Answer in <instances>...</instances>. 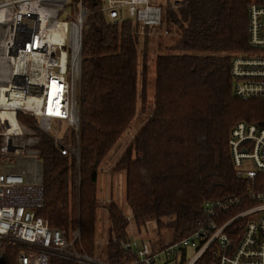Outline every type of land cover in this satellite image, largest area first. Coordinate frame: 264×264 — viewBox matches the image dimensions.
Returning <instances> with one entry per match:
<instances>
[{
    "label": "trees",
    "instance_id": "trees-1",
    "mask_svg": "<svg viewBox=\"0 0 264 264\" xmlns=\"http://www.w3.org/2000/svg\"><path fill=\"white\" fill-rule=\"evenodd\" d=\"M249 2L161 0L157 29L169 34L153 46L149 26L140 27L131 18L108 21L100 12L101 0H84L88 13L81 40L78 131L66 129L55 144L35 117L17 113L37 138L32 147L43 187L38 215L67 236L78 229L82 249L94 255L99 167L138 112L146 117L112 171L124 175V200L136 229L154 221L159 232L167 231L166 238L152 244L154 250L194 230L204 219L206 200L243 193L245 182L231 164L228 133L238 121L264 124V99L235 95L230 73L231 57L249 49ZM78 139V157L60 152V140L78 147ZM107 208L104 261L130 264L133 254L121 243L129 238V222L116 202ZM18 250L7 246L2 264H13ZM51 264L79 263L52 257Z\"/></svg>",
    "mask_w": 264,
    "mask_h": 264
},
{
    "label": "built area",
    "instance_id": "built-area-1",
    "mask_svg": "<svg viewBox=\"0 0 264 264\" xmlns=\"http://www.w3.org/2000/svg\"><path fill=\"white\" fill-rule=\"evenodd\" d=\"M100 12L108 21L131 18L153 27L161 24L163 7L150 0H101ZM87 13L84 0H0V264L7 246L19 248L13 264H51L52 257L108 264L82 249L78 229L67 236L37 214L43 205L41 163L32 147L37 138L17 118L18 112L35 117L55 144L54 122L78 131ZM247 32L249 49L230 59L233 93L264 99V0H250ZM227 145L243 193L206 200L197 227L160 249L147 239L121 242L133 254L130 264H264V124L236 122ZM59 150L78 157L77 146ZM22 159L35 163L32 177ZM110 202H97L107 217ZM124 216L130 224L132 212ZM108 243L109 228L100 239L101 246Z\"/></svg>",
    "mask_w": 264,
    "mask_h": 264
},
{
    "label": "rangeland",
    "instance_id": "rangeland-1",
    "mask_svg": "<svg viewBox=\"0 0 264 264\" xmlns=\"http://www.w3.org/2000/svg\"><path fill=\"white\" fill-rule=\"evenodd\" d=\"M153 3H160L161 0H150ZM151 28V27H150ZM158 26H153L151 35H149V42L151 45L156 46L157 40L162 41V36L160 35V29H157ZM142 41V40H141ZM141 47V42H140ZM148 108L151 109L153 107V94H154V68L153 65H150V68L148 69ZM146 117V112L141 113L138 112L133 122L130 124L129 129L126 130V132L121 136L118 143L113 147V149L110 151V153L106 156L104 161L100 164V170H99V176H98V185L101 183V179L103 178L105 182H108V188L103 190L105 193L107 190H109V194L112 199L118 204V206L122 209L127 210L125 200H124V175L122 176L118 173H114L111 171L109 163L112 161V159L117 155V153L120 151V149H123V146L130 142L132 134H133V128L139 127L141 123L143 122L144 118ZM55 124V131L57 135V138L62 135V133L70 128L65 125V123H57ZM70 130V129H69ZM55 133V132H54ZM59 139V138H58ZM60 145H65L64 142L60 140ZM69 145V144H68ZM70 147V146H69ZM105 168L104 172L102 173L103 169ZM102 174V175H101ZM109 204V203H108ZM107 204V206H108ZM98 211V210H97ZM108 223V217L106 214L101 213L98 211L97 216V227H96V242L98 243V247H95V254L93 255L94 258L103 260L104 261V247L100 245V239L104 234L106 233V229L109 228ZM129 231H131V239L134 240H141V239H147L152 244H157V240H159L160 236L167 235L166 230H161L160 232L156 229V225L154 221H149L145 227H141V229H136V227L133 224V221L130 222ZM166 238V236H163ZM167 242V239L163 240V243L165 244ZM96 243V244H97Z\"/></svg>",
    "mask_w": 264,
    "mask_h": 264
},
{
    "label": "crops",
    "instance_id": "crops-1",
    "mask_svg": "<svg viewBox=\"0 0 264 264\" xmlns=\"http://www.w3.org/2000/svg\"><path fill=\"white\" fill-rule=\"evenodd\" d=\"M159 4V3H158ZM161 5V4H160ZM162 6V5H161ZM163 7V9H164V6H162ZM153 29H152V27H151V31H152ZM151 31H150V34H151ZM160 34H161V36L162 35H165V34H163V32H160ZM139 128V127H138ZM137 127H134L133 128V134L135 133V131L138 129ZM129 129V128H128ZM132 134V135H133ZM123 149H124V146H123ZM123 149H120V151L117 153V155L112 159V161L109 163V165H111V167H110V169H111V171H112V166H113V164H114V162H115V160H116V158L119 156V154L121 153V151L123 150ZM104 170H105V168L103 169V171H102V173L104 172ZM101 172V171H100ZM99 172V173H100ZM112 172H114V173H119L121 176H122V178H123V174L121 173V172H115V171H112ZM102 175V174H101ZM99 184V183H98ZM97 184V186H98V199L100 200V199H102V198H106V197H109L110 199H111V201H113V202H115L114 201V199H112L111 198V196H110V194H109V190H107L105 193L103 192V190L105 189H107L108 188V182H105L104 181V179L102 178L101 179V183H100V185H98ZM97 199V200H98ZM127 207V210H125L124 211V214H129L130 212H131V210L129 209V207L128 206H126ZM124 210V209H123ZM129 226H130V224H129ZM130 233H131V231H129V238H131V235H130ZM97 243V242H96ZM100 243V242H99ZM98 246V243L96 244V247ZM96 252V251H95ZM95 254V253H94Z\"/></svg>",
    "mask_w": 264,
    "mask_h": 264
},
{
    "label": "bare ground",
    "instance_id": "bare-ground-1",
    "mask_svg": "<svg viewBox=\"0 0 264 264\" xmlns=\"http://www.w3.org/2000/svg\"><path fill=\"white\" fill-rule=\"evenodd\" d=\"M80 58H81V53H80ZM20 165L29 167L30 172H31L30 175L32 177V174H33L32 172L34 170L35 163L33 161H30V160L22 159V161L20 162Z\"/></svg>",
    "mask_w": 264,
    "mask_h": 264
},
{
    "label": "water",
    "instance_id": "water-1",
    "mask_svg": "<svg viewBox=\"0 0 264 264\" xmlns=\"http://www.w3.org/2000/svg\"><path fill=\"white\" fill-rule=\"evenodd\" d=\"M79 88H80V76H79ZM80 90V89H79ZM80 94V92H79ZM79 101H80V95H79ZM80 103V102H79ZM79 107H80V104H79ZM80 109V108H79ZM78 119H79V123H80V110H79V116H78ZM78 151H79V139H78Z\"/></svg>",
    "mask_w": 264,
    "mask_h": 264
}]
</instances>
